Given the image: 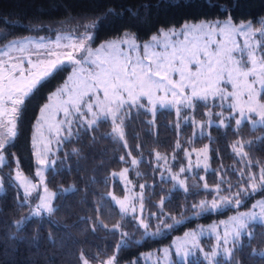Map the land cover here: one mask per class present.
<instances>
[{
  "label": "snow or ice",
  "instance_id": "1",
  "mask_svg": "<svg viewBox=\"0 0 264 264\" xmlns=\"http://www.w3.org/2000/svg\"><path fill=\"white\" fill-rule=\"evenodd\" d=\"M207 2L209 7L215 6L211 0ZM142 7L147 10L149 5L144 4ZM219 9L225 14L222 20L202 18L198 22H186L179 29L175 26L167 30L161 28L158 35L153 34L150 41L142 45L138 43L135 33L125 29L99 46H92L94 35L89 29L97 28L108 16L116 15V10L112 7L97 18L96 23L81 24L78 21L77 28H82L83 31H78L76 38L68 43H62L67 37L58 35L55 41L47 43L44 38H25L6 45L7 50L3 51L6 59L0 58V128L5 129L0 138V162L7 159V145L17 135V125L26 99L66 63L72 65L71 74L63 86L48 97V102L40 108L37 117L40 131L33 138L32 147L36 164L35 177L39 184L22 175L17 161L13 179L18 188L23 189V197L18 196L20 206H27L29 210L28 215L14 225L18 232L33 218L44 214L51 216L57 210L54 198L58 193L50 190L46 184L45 168L51 166L50 155L53 158L51 163L56 162V152L51 145H59L61 141L73 136L74 128L94 131L98 121L110 120L111 133L108 135L115 140L126 141L125 122L129 113L142 110L146 115H151L147 124L153 125L159 106V109H175L178 118L182 117L186 123L190 120L194 129H199L201 134L205 126L228 128L234 121L235 128L232 131L237 139L231 147L241 161L248 159L245 148L251 150L257 142L244 141L240 136L244 121L248 122L252 131L260 126V130L264 132V18L260 22L249 20L247 23H237L231 15V8L220 5ZM129 11L133 16L139 13V9ZM122 14L121 12L120 15ZM4 23L7 24L8 21L5 20ZM257 23L259 26H254ZM173 37L176 39L173 40ZM237 37L243 39V44L237 41ZM30 48L34 51H30ZM60 49L64 51H59ZM12 50L28 54L10 56L9 52ZM195 101L203 102L207 108L203 118L199 120L191 114ZM216 101L219 103H214ZM215 107H219L220 111L215 112ZM181 109L188 111L182 113ZM60 114L62 118L57 119ZM180 127V123H177L176 128ZM258 140L264 142V136L258 137ZM124 146L127 148V143ZM181 147L177 141L175 149L180 150ZM183 151L188 158L187 167L181 165L178 171H173L169 164L168 168H163L161 162L168 164V159L157 153L153 171L163 168V172L168 175L164 177L162 172V179H170L188 193L190 189L186 186L187 178L183 174L192 171L191 156L193 152L196 155V168H200L203 163L204 170H207L209 147L205 145L202 149L193 148L191 151L184 148ZM73 152L77 153L78 150L73 149ZM173 159H176L175 153ZM120 160L127 163L123 155ZM137 164V159H131L133 168ZM129 171L125 166L119 173H112L113 177L118 176L123 182L125 191L132 185V181L128 179ZM234 171H237L240 179L235 185L228 183L226 194L222 189V185L226 183L223 179L215 188H211L206 182L203 184L204 193L214 195L210 203L207 200L193 203L192 212L195 215L216 212L231 205L239 208L244 196L252 195L258 188L264 187V165L260 166L258 176L252 171L250 163L246 168ZM199 179L203 181L205 177L200 176ZM41 187L43 194L37 191ZM145 187V184L139 185L140 215H136V205L127 195L121 199L108 193L119 207L121 217L131 216V220L135 222L133 227L142 229V235L146 236L157 235L160 231L159 227L156 232L150 231L152 217L167 229L179 225L182 221L175 218H172L173 223H168L163 199L159 212L151 213L150 216L143 214ZM0 191H4L3 187H0ZM257 207L259 212L255 211ZM251 209L237 211L231 216L222 235L216 227L186 231L171 246L175 248V260L167 256L168 249L164 250L166 259H169L170 264H189L190 257L198 256L202 264H223V261L232 264L234 251L241 244L242 233L248 234L250 238L249 225H264V200L253 203ZM98 215L102 216L103 213L98 212ZM92 224L93 232L98 227H103L107 232L120 234L121 239L115 246L114 254L100 260V264H119L121 246L131 242L129 234L124 231L127 224L117 223L110 227L107 223L101 225L95 219ZM205 232L215 238V244L210 249L203 247L200 242V236ZM38 239L37 230L32 243H36ZM48 239L54 242L51 235ZM99 255L102 253H98V257ZM252 255L264 256V252L257 253L254 250ZM218 256L222 257L221 261L217 260ZM98 257L89 258L81 252V264H90ZM130 264H136V261L133 260Z\"/></svg>",
  "mask_w": 264,
  "mask_h": 264
},
{
  "label": "trees",
  "instance_id": "2",
  "mask_svg": "<svg viewBox=\"0 0 264 264\" xmlns=\"http://www.w3.org/2000/svg\"><path fill=\"white\" fill-rule=\"evenodd\" d=\"M211 3L215 6L209 7L207 0H0V46L24 36L53 37L60 32H82V28H77L78 21L81 24L96 23L109 7L116 10V15L108 16L97 28L89 29L94 35L93 46L114 38L125 29L135 33L138 41H145L161 28L180 26L184 22L202 18L222 20L225 14L220 12V5L232 9L231 15L236 22H257L264 18V0H211ZM144 4L149 5L147 10L142 7ZM129 9H139L138 15L133 16ZM68 72V66L64 65L26 99L17 125V135L7 145V159L0 167L4 189L0 192V264H81V252L89 258L102 253L91 263L111 257L121 239L120 234L107 232L103 227L93 232L94 219L110 227L117 223L127 224L124 231L129 234L131 242L121 246L119 264H130L133 260L136 264H142L140 254L143 252L158 250L184 230L225 218L236 210L247 208L255 199L264 197V187H260L254 194L244 196L239 208L231 205L199 216L192 212L193 203L208 201L214 195L204 193L200 176L205 177L204 182L211 188L223 179L226 182L222 185L225 194L228 183L235 185L240 179L234 169L246 168L250 163L252 171L258 176L260 166L264 165V142L258 140V137L264 136L260 126L252 131L247 122L242 125V139L257 142L251 150L245 148L248 159L244 161L236 157L231 147L237 139L232 131L234 121L228 128L211 126L206 134L192 138L190 145L201 141L208 144L209 169L199 170L192 177L187 176L186 186L190 191L185 193L170 179L159 177L158 170L153 171V168L157 153L168 155L174 151L177 141L181 149L188 147L191 125L182 123L177 129L176 124L180 119L170 109L157 110L155 123L148 125L147 120L152 118L151 115H146L142 110H133L125 122L126 141H118L108 135L111 133V121L101 120L94 126V131L74 128L75 134L55 147L56 162L46 170L45 179L49 189L58 193L54 198L57 210L51 216L33 218L18 232L14 225L27 216L29 210L27 206H20L18 196L22 198L23 195L13 180V168L18 161L21 171L34 179L36 165L31 148L34 122L41 105L65 80ZM206 111L203 102H196L193 116L202 119ZM64 131L67 135V130ZM73 149L78 152L74 153ZM122 155L126 158V164L120 160ZM133 158L138 160L134 168L131 165ZM125 166L130 169L129 176L133 181L146 185L143 190V214L150 216L159 212L163 199L168 223H173L172 218H175L182 221L179 225L167 229L152 217L150 231L156 232L158 227L160 231L157 235L146 236L142 235V229L133 227L135 222L130 216L121 217L108 193L111 190L116 195L124 193L112 173ZM98 212L103 215H98ZM249 229L250 238L246 234L241 236V244L234 251L232 264H264V256L252 255L254 250L264 252V225L254 223ZM37 230L39 239L32 243ZM49 235L54 242L49 241ZM189 264L202 262L198 258H191ZM223 264L229 262L223 261Z\"/></svg>",
  "mask_w": 264,
  "mask_h": 264
},
{
  "label": "rangeland",
  "instance_id": "3",
  "mask_svg": "<svg viewBox=\"0 0 264 264\" xmlns=\"http://www.w3.org/2000/svg\"><path fill=\"white\" fill-rule=\"evenodd\" d=\"M260 21H261V19H259L257 22H260ZM192 22H193V21H188L187 23H192ZM196 22H198V21H196ZM241 22L247 23L248 21H241ZM185 23H186V22H184V23H183L182 25H180V26H175V27H176L177 29H179V28H181ZM237 23H239V22H237ZM254 26H259V24H258V23H257V24H254ZM169 28H171V27H169ZM169 28H166L165 30H167V29H169ZM155 34L158 35L159 32H158V33H155ZM58 35L61 36V37H67V38H68L67 40H63L62 43H68L69 41L74 40V39L76 38V35L73 34V33H71L70 31L60 32V33L56 34V35L53 36V37H44V36H37V37H36V36H24V37H20V38H14V39H11V40H9L8 42H6L4 45L0 46V58H5V59H6V57H3V51L7 50L6 45L10 44L12 41H20V40H23V39H25V38H27V39H31V40H40L41 38H44L45 42L47 43L48 41H55L56 36H58ZM151 36H152V35H151ZM151 36H150V38H151ZM150 38L147 39V40H145V41H138V43H140V44L142 45V44L145 43V42H149V41H150ZM181 38H182V37H181ZM172 39L175 40L176 38L173 37ZM237 41H238L239 43L243 44V39H242L241 37H237ZM103 42H106V40H104V41L98 43L97 45H94V46L92 45V46H93V47H97V46H99V44H101V43H103ZM29 50H30V51H34V49H31V48H30ZM69 50H70V49H69ZM59 51H64V50H63V49H60ZM27 54H28L27 52H25V53H21V52H19L18 50H12V51L9 52V55H10V56H23V55H27ZM65 65L68 66V68H69V72L67 73V76H66L65 80H64V81H63L58 87H56V88L54 89V91L57 90L59 87H62V86H63V83L66 81L67 77L71 74V68H72V65H71V64H67V63H66ZM229 87H230V86H229ZM54 91H52V92L49 94V96H50ZM47 102H48V100H47L45 103H47ZM196 102H199V101H195V104H196ZM45 103H44V104H45ZM144 103H147V102L144 101ZM214 103L218 104L219 102L216 101V102H214ZM44 104H42L41 107H42ZM41 107H40V108H41ZM214 109H216V110H214L215 112H219V111H220V108H219V107H216V108H214ZM157 110H160V109H159V106H157ZM161 110H162V109H161ZM170 110L174 111V113L176 114L175 109H170ZM193 110H194V109L191 110V114H192V115H193ZM181 111H182V113H183V112H186V111H188V110L181 109ZM39 114H40V113H38V116H39ZM225 114L227 115V111L225 112ZM38 116H37V117H38ZM61 118H62V114L58 115L57 119H61ZM194 118H195V117H194ZM179 119H180V121H179L180 124H182V123H186V122H184V119H183L182 117L179 118ZM196 119H197V118H196ZM198 120H199V119H198ZM244 122H247V121H244ZM187 123H189V124L191 125L192 130H191V137H190V139L188 140V147H186V148L189 149V151H191L193 148L196 149V150H199V149L204 148L205 145L208 146V144H207L206 142H205V143H202V141H201L200 143H198V144H195V145L192 144V145H190V144L192 143V141H193L192 138H196V137H198V136H202V135H204V134L207 133L208 126H205V127H204V129H203V134H201V131H200L199 129H194V127H193V125H192V123H191L190 120H189ZM247 123H248V122H247ZM249 126H250V125H249ZM257 127H258V126H257ZM4 131H5V129L0 128V138H2ZM39 131H40V124L37 122V118H36V120H35V122H34L33 131H32V138H31L32 155H33V147H32V144H33V138L36 137V136H38ZM45 134H47V133L45 132ZM10 142H11V141H10ZM56 146H57L56 144L51 145V147L53 148V151L55 150V147H56ZM189 146H190V147H189ZM208 147H209V146H208ZM183 149H184V148H182L181 150H176V149H174V151L172 150L171 153H169L168 155H164V154L161 155V154H160L161 156H166L167 159H168V164H164L163 161L161 162V163L163 164V168H168L169 164H171V166H172V170H173V171H178V170H179V167H180L181 165L187 167V166H188V158L185 156V153H184ZM174 153H175L176 159H173V155H174ZM208 155H209V153H208ZM50 157H51V155H50ZM155 157H156V155H155ZM33 159H34V162H35V157H34V155H33ZM201 159H202V158H201ZM191 160H192V162H193V164H192V171H191V172H186V173H184V174H183L184 177H187V176H191V177H192L194 174H196V172L198 173L199 170L206 171V170H204V168H203V163H201V167H200V168H196V167H195L196 155H195L194 152H193V154H192V156H191ZM51 161H52V159L50 158V164L52 165ZM4 162H5V161L0 162V167L2 166V164H3ZM35 165H36V164H35ZM49 167H50V166H49ZM49 167H46V168H45V173H46V170H47ZM16 168H17V162H16V164H15V166H14V168H13V175H12L13 178H14V176H15ZM35 168H36V166H35ZM163 168L158 170V175H159V177H162V176H161V173L163 172ZM19 169H20V168H19ZM208 169H209V168H208ZM208 169H207V170H208ZM122 170H123V168H122L120 171H122ZM20 171H21V169H20ZM120 171H117V172H114V173H119ZM21 173H22L23 176H26L22 171H21ZM199 174H200V173H199ZM163 175H164V177H167L168 173H167V172H163ZM196 175H197V174H196ZM26 177L29 178V179H32L31 177H28V176H26ZM112 177H113V176H112ZM113 178L117 179L118 182L121 184V186L123 187V190H124L123 192H124V193H123L122 195H116L112 190H111L110 192L113 193V194H115L118 198H121V199H122L125 195H127V196L129 197V199L132 200L133 203L136 205V208H137L136 215H140V214H141V209H140V200H141V195H140V193H141V189L139 188V185H140V184H137L135 181H133V180L130 178L129 173H128V179H129L130 181H132V185L128 188L127 191H125L124 184H123V182L119 179V177L116 176V177H113ZM13 180H14V179H13ZM32 180H33L34 183L39 184V180H38V178L35 177V171H34V179H32ZM14 182H15V184H16V181H15V180H14ZM45 182H46V179H45ZM202 182H203V183H202V186H203V184H204L205 182H204V180H203ZM193 183H194V182H193ZM16 185H17V184H16ZM137 185H138V186H137ZM0 187H3V185H2V180H1V173H0ZM214 188H215V187H214ZM19 190H20V192H21L22 195H23V189H19ZM50 190H51V189H50ZM37 191H38L40 194H43V189H42V187H41V188H38ZM0 192H2V191H0ZM109 197H110V196H109ZM110 198H111V197H110ZM259 200H264V197H263V198H257V199H255V200L250 204V206H248L247 208L240 209V210H236L235 212L231 213L229 216H227V217H225V218H222V219H219V220H217V221H213V222H210V223H207V224L197 225V226L194 227V228L186 229V230H184L181 234H178V235L173 236V238H172L167 244L161 246L158 250H157V249H153V250H150V251L143 252L142 254H140V260H141L142 264H170L169 259H166V256H165V253H164V250H165V249H168L167 256L170 257L172 260H175V248H172L171 246H172L173 242H174V241H178V238L182 237L183 234H184L186 231L199 230V229H201V228L208 229V228H210V227H216V228H217V231L220 232V234L222 235L223 232H224L225 227L228 226V224H229V218H230L231 216L235 215L237 211H250V210H252V209H251V205H252L253 203H256V202L259 201ZM112 202H113V201H112ZM208 202L210 203V202H211V199L208 200ZM113 203H114V202H113ZM114 205H115V203H114ZM116 206H117V205H116ZM117 208H118V210H119V207H118V206H117ZM255 211L259 212V208L257 207V208L255 209ZM44 215H46V214H44ZM125 216H129V215H125ZM130 217H131V216H130ZM251 225H252V224H251ZM251 225H249V227H250ZM243 234H244V233H242V235H243ZM242 235H241V236H242ZM246 235H248V234H246ZM200 242H201V244H202L203 247H205L206 249H210V248L213 247L214 244H215V238H214V236H213L212 234H210V233H208V232H205L203 235L200 236ZM191 258H198V259H199L198 256H197V257H190L189 259H191ZM219 258L222 259L221 256H218V257H217V260H218ZM90 264H100V262H98V263H91V262H90Z\"/></svg>",
  "mask_w": 264,
  "mask_h": 264
}]
</instances>
